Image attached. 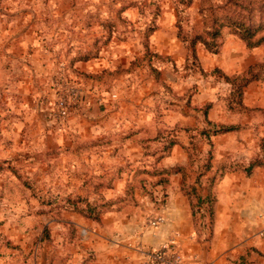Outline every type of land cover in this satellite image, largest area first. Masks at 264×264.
Returning <instances> with one entry per match:
<instances>
[{
    "label": "rangeland",
    "instance_id": "obj_1",
    "mask_svg": "<svg viewBox=\"0 0 264 264\" xmlns=\"http://www.w3.org/2000/svg\"><path fill=\"white\" fill-rule=\"evenodd\" d=\"M178 2L0 0V264H104L103 219L172 183L206 248L224 173L264 166V42L228 0ZM241 130L252 158H225L217 137Z\"/></svg>",
    "mask_w": 264,
    "mask_h": 264
},
{
    "label": "crops",
    "instance_id": "obj_2",
    "mask_svg": "<svg viewBox=\"0 0 264 264\" xmlns=\"http://www.w3.org/2000/svg\"><path fill=\"white\" fill-rule=\"evenodd\" d=\"M239 121L233 122L238 124ZM248 124V122H247ZM217 148L225 158L249 161L254 154V136L241 130L217 137ZM163 205L147 202L138 211L109 214L103 219L102 248L104 264H143L142 250L155 247L174 232L182 235V253L199 263L232 264L245 256L243 264H264V169L255 168L249 175L242 169L224 173L217 184L214 206L213 238L206 248L193 239L189 201L172 183ZM161 217L164 223L153 229L144 225L146 216ZM263 234V235H262ZM197 261V262H198Z\"/></svg>",
    "mask_w": 264,
    "mask_h": 264
},
{
    "label": "trees",
    "instance_id": "obj_3",
    "mask_svg": "<svg viewBox=\"0 0 264 264\" xmlns=\"http://www.w3.org/2000/svg\"><path fill=\"white\" fill-rule=\"evenodd\" d=\"M236 1V2H233ZM192 0H179L178 3L184 4L185 6H189ZM228 5L229 4H235L238 6V8L241 9L240 12H237V14L233 17L229 16L227 17V24L229 27H233L234 30L241 36L242 40H244L248 46H255L260 44L261 42H264V36L259 38L258 40L254 41L253 39L255 38L256 34L262 30H264L263 26H257L253 28L250 25V22L252 20V14L254 12V5L255 3L253 0H228ZM221 27V25H219ZM217 28V25L215 26V29L212 33H210L211 39H214L218 34H219V28ZM206 45L209 46L208 42H204ZM221 129V128H220ZM216 130L213 132V135H216L219 131L221 130ZM236 127L234 126H228L225 128H222V133H227L231 131H235ZM258 167V168H263L260 163L257 164H252L250 165V169L247 170V175H249L252 171L253 168ZM252 168V169H251Z\"/></svg>",
    "mask_w": 264,
    "mask_h": 264
},
{
    "label": "built area",
    "instance_id": "obj_4",
    "mask_svg": "<svg viewBox=\"0 0 264 264\" xmlns=\"http://www.w3.org/2000/svg\"><path fill=\"white\" fill-rule=\"evenodd\" d=\"M163 223L161 217L152 218L148 222L153 229H158ZM179 237L180 233L174 232L157 246L143 249V264H195L194 259L186 258L182 253Z\"/></svg>",
    "mask_w": 264,
    "mask_h": 264
}]
</instances>
